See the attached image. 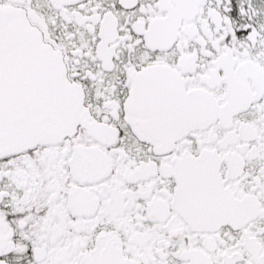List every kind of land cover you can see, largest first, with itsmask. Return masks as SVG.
<instances>
[{
	"label": "snow or ice",
	"instance_id": "snow-or-ice-1",
	"mask_svg": "<svg viewBox=\"0 0 264 264\" xmlns=\"http://www.w3.org/2000/svg\"><path fill=\"white\" fill-rule=\"evenodd\" d=\"M0 264H264V0H0Z\"/></svg>",
	"mask_w": 264,
	"mask_h": 264
}]
</instances>
